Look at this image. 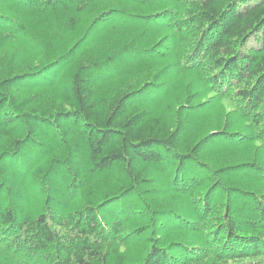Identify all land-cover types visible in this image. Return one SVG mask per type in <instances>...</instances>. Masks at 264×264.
Returning a JSON list of instances; mask_svg holds the SVG:
<instances>
[{"label": "trees", "instance_id": "1", "mask_svg": "<svg viewBox=\"0 0 264 264\" xmlns=\"http://www.w3.org/2000/svg\"><path fill=\"white\" fill-rule=\"evenodd\" d=\"M0 264H264V0H0Z\"/></svg>", "mask_w": 264, "mask_h": 264}]
</instances>
